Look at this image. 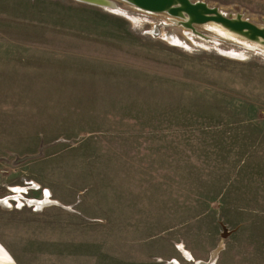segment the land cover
<instances>
[{
    "label": "rangeland",
    "instance_id": "obj_1",
    "mask_svg": "<svg viewBox=\"0 0 264 264\" xmlns=\"http://www.w3.org/2000/svg\"><path fill=\"white\" fill-rule=\"evenodd\" d=\"M109 1L0 0V245L264 264V49ZM198 1L264 25L260 2Z\"/></svg>",
    "mask_w": 264,
    "mask_h": 264
},
{
    "label": "water",
    "instance_id": "obj_2",
    "mask_svg": "<svg viewBox=\"0 0 264 264\" xmlns=\"http://www.w3.org/2000/svg\"><path fill=\"white\" fill-rule=\"evenodd\" d=\"M142 10L166 12L180 18V23L192 28L193 24L213 21L214 24L250 40L252 45L264 49V25H257L239 15L229 17L215 6L192 0H124Z\"/></svg>",
    "mask_w": 264,
    "mask_h": 264
},
{
    "label": "bare ground",
    "instance_id": "obj_3",
    "mask_svg": "<svg viewBox=\"0 0 264 264\" xmlns=\"http://www.w3.org/2000/svg\"><path fill=\"white\" fill-rule=\"evenodd\" d=\"M91 3H95V4H98V5H101L103 7H112L110 6L111 5V1L109 0H87ZM221 12V11H220ZM224 14V13H223ZM237 15H240V14H236L235 16ZM227 16V15H226ZM231 17V16H229ZM246 19V18H245ZM249 20V19H248ZM250 21V20H249ZM252 22V21H251ZM210 29L211 30H214L216 32H218L219 34L223 35V36H226V37H234L235 35H233L232 33H230L229 31L227 30H224L223 28L219 27L218 25H214V26H210ZM236 39V38H235ZM251 46H252V43H250ZM47 197V196H46ZM37 203V202H36ZM210 262V259L207 260V261H203V260H196L194 262V264H208ZM176 263L175 261H172L170 262L169 264H174ZM0 264H16L12 257L10 256V254L6 251L5 248H3L1 245H0Z\"/></svg>",
    "mask_w": 264,
    "mask_h": 264
},
{
    "label": "crops",
    "instance_id": "obj_4",
    "mask_svg": "<svg viewBox=\"0 0 264 264\" xmlns=\"http://www.w3.org/2000/svg\"><path fill=\"white\" fill-rule=\"evenodd\" d=\"M240 1L243 2L242 4H240V6L242 8H247V9L250 8L251 5L255 6V4L259 2L261 3V6L264 5V0H240ZM257 15L264 16V13H258Z\"/></svg>",
    "mask_w": 264,
    "mask_h": 264
}]
</instances>
